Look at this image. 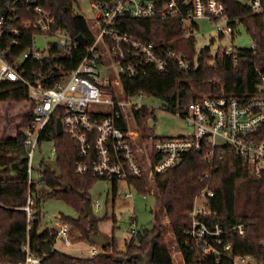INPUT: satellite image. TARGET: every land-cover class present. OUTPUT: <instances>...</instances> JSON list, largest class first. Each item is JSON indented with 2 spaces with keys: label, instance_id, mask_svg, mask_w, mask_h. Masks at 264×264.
I'll list each match as a JSON object with an SVG mask.
<instances>
[{
  "label": "trees",
  "instance_id": "16d2710c",
  "mask_svg": "<svg viewBox=\"0 0 264 264\" xmlns=\"http://www.w3.org/2000/svg\"><path fill=\"white\" fill-rule=\"evenodd\" d=\"M8 0H0L4 3ZM93 1V0H92ZM227 8L232 20L234 34L242 24L250 33L254 46L236 48L226 54L224 48L212 53L210 47L196 55V38L185 37L182 21L176 18L137 19L124 17L118 27L136 38L146 39L182 51L190 59H198V65L190 71H183L175 63L164 73L151 71L142 78H122L121 85L126 95L137 97L156 96L161 98L171 111H182L193 99L217 93H252L264 76V7L261 12H253L239 0H220ZM76 0H35V3L50 11L57 19V25L65 28L73 39L83 35L88 43L94 39L91 24L76 13ZM264 5V0H263ZM17 20L14 25L33 20L26 0H19L15 7ZM22 28V27H20ZM236 29V31H235ZM24 29L22 28V31ZM39 34L36 29L23 31L22 43L15 53L32 45ZM219 38H222L219 35ZM85 54V48L64 50L54 46L50 57L42 61L26 60L24 66L28 73L42 79L45 87H51L63 73L76 67ZM28 88L20 82L4 81L0 85V102H24L28 98ZM31 105L23 121L16 127L17 133L7 125L0 136V263L19 264L26 254L24 245L29 242L32 251L42 256L41 264H175L169 242L165 238L166 227L171 229L175 242L185 264H232L221 257L216 263L215 254H205L199 244L187 234L190 227L188 214L192 211L196 197L205 188L206 173H211L212 217L207 219L210 226L219 224L229 229L244 224L246 233L240 236L235 231L223 235L225 244L232 243L233 251L238 254H252L259 260L264 256V175L259 178L248 176L242 160L228 147L216 152L211 162H207L204 152L191 151L184 154L183 161L169 171L155 178L156 191L162 205L163 215L168 218L167 225L163 216L155 213L152 228H143L130 234L124 249L114 244L115 239L96 256H77L60 249L47 252L46 243L52 246L54 236L50 229L41 227V204L50 198L62 199L76 208L78 216H62L71 226L72 239L88 241L93 245L92 235L97 232L98 221L93 214H87L86 202L92 198L90 191L101 180L92 174L76 172L79 161L74 142L65 133L57 132L54 116L43 131L40 143L53 142L56 146L55 167L51 168L45 159L40 165L33 164V178L29 181L28 159L23 143V129L32 117ZM153 113L148 106L134 111L136 124L144 139L154 140L153 129L146 120ZM129 184L138 193L148 195L151 190L146 178L130 180ZM118 181H112L114 195ZM33 199L35 221L30 229L24 207L28 199ZM76 236V237H75ZM99 245V244H97Z\"/></svg>",
  "mask_w": 264,
  "mask_h": 264
},
{
  "label": "built area",
  "instance_id": "2783aa9c",
  "mask_svg": "<svg viewBox=\"0 0 264 264\" xmlns=\"http://www.w3.org/2000/svg\"><path fill=\"white\" fill-rule=\"evenodd\" d=\"M18 1L0 3V85L12 81L28 88L26 102L33 106V112L23 129V143L30 182L37 150L41 151L42 145L49 142L40 143L41 135L54 116L61 121L62 133L74 142L79 157L76 172L79 174H92L111 182L124 180L132 188L129 182L136 178L155 183L157 175L181 164L185 153L205 151L203 158L211 162L216 152L228 147L240 157L248 176L259 178L264 175V76L252 93L222 92L191 100L177 114L184 118L192 132L171 137L154 134V140L144 139L136 124L134 111L145 106L137 100L145 96L126 95L121 85L122 78H142L151 71L164 73L172 63L183 71H190L198 65L197 56L193 60L165 43L156 44L123 32L118 27L122 18H176L182 21L186 38L200 30L201 21H209L216 25L222 38L233 39L232 20L222 1L93 0L96 22L91 25V30L94 39L91 43L80 44L69 31L57 25V19L50 11L36 4L35 0H26L34 19L21 22L20 27L23 31L36 29L39 34L30 47L15 53L24 38L22 28L14 25ZM239 1L256 13L264 7L263 0ZM38 37L44 38V48L37 46ZM52 37L56 41L48 42ZM232 42L224 47L226 54L236 51ZM54 46L64 50H77L82 46L85 54L75 68L62 71L51 87H45L39 76L35 78L33 73H28L24 63L49 58ZM49 143L55 159L56 146ZM211 179L209 172L202 179L208 183L188 214L191 224L186 233L199 244L203 253L218 255L216 263L223 256L232 264H263L264 256L259 260L252 254H238L233 251L232 243H224L223 235L230 231L244 236V224L229 229L208 224L207 219L213 215L211 204L215 196ZM139 194L147 198L146 194ZM127 196L134 199L133 193ZM95 206L100 207V204L96 202ZM24 210L30 229L36 219L31 197ZM57 218L56 225L49 228L54 236L52 247L59 249L60 244L70 247L73 244L71 226L60 216ZM137 230L134 218L131 232ZM24 251L26 257L19 264H41L42 256L32 251L29 242L24 245ZM103 251L96 244L91 246L89 253L96 256Z\"/></svg>",
  "mask_w": 264,
  "mask_h": 264
},
{
  "label": "rangeland",
  "instance_id": "374dc122",
  "mask_svg": "<svg viewBox=\"0 0 264 264\" xmlns=\"http://www.w3.org/2000/svg\"><path fill=\"white\" fill-rule=\"evenodd\" d=\"M77 14L86 18L91 25L96 22L95 11L92 7V0H76L74 5ZM200 30L194 33L196 38V55L206 48L210 47L212 53H216L219 48H224L232 44L237 48H250L253 39L246 28L240 24L234 38H219V32L215 24L209 21H201ZM37 46L44 48L46 46L43 37H38ZM137 102L153 109V113L146 120L154 134L158 137H171L178 135H188L192 129L187 125L184 118L171 111L165 106L164 101L156 96H145L138 99ZM30 106L24 102L9 103L0 102V136L4 127L7 125L12 130L8 134L14 136L17 131L16 127L23 121L24 116L28 113ZM52 145L47 142L42 145V150H37L34 165H40V161L45 158L46 163L56 170L55 159L50 153ZM151 192L144 199L141 194L129 187L124 180L118 182L117 192L114 195L112 182L108 180H99L91 189L92 198L91 208L93 215L99 219L97 233L107 239L113 240L118 248L124 249L126 240L131 234L132 219L136 218V227L138 230L143 228H152L154 215L163 216L162 222L167 225L168 218L163 215L162 205L159 200L155 183L148 181ZM133 193L134 199L127 195ZM98 202L100 207H96ZM200 204V200L198 202ZM41 227L52 228L59 221L57 217L61 215L77 217L78 213L70 203L57 198H50L41 204ZM76 237V236H75ZM165 238L169 242L172 256L175 264H185L181 252L175 242L171 229L166 227ZM73 244L70 247L59 245V249L77 256H90L89 250L93 244L88 241H80L79 238L72 239ZM4 264V263H0Z\"/></svg>",
  "mask_w": 264,
  "mask_h": 264
},
{
  "label": "water",
  "instance_id": "95a60500",
  "mask_svg": "<svg viewBox=\"0 0 264 264\" xmlns=\"http://www.w3.org/2000/svg\"><path fill=\"white\" fill-rule=\"evenodd\" d=\"M76 40L80 43V44H86L87 43V39L85 38V36L83 35H78L76 37ZM51 41H56V38H48V42ZM57 132L59 134H61L63 132L62 126H61V121L58 119L57 120ZM86 210H87V214H92L93 210L91 208V203L89 200H87L86 204ZM92 240L93 242L99 244L102 248H105L111 241L107 238H105L104 236L100 235L99 233L95 232L92 235ZM46 247H47V252L50 253L53 250V247L49 244V242L46 243ZM263 264H264V260H263Z\"/></svg>",
  "mask_w": 264,
  "mask_h": 264
}]
</instances>
